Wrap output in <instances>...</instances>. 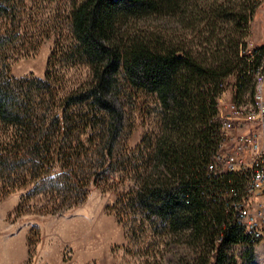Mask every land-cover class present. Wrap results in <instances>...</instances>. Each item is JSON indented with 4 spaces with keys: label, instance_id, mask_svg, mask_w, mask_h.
<instances>
[{
    "label": "rangeland",
    "instance_id": "rangeland-1",
    "mask_svg": "<svg viewBox=\"0 0 264 264\" xmlns=\"http://www.w3.org/2000/svg\"><path fill=\"white\" fill-rule=\"evenodd\" d=\"M0 1V75L4 70L14 79H43L53 51L68 50L73 44L69 14L73 3L80 0ZM248 2L180 0L178 10L133 21L128 27L131 31L181 34L195 47L201 43L197 50L207 47L214 51L218 40L228 46L229 41L242 37L234 17L245 14L250 15L245 39L262 45L264 0L257 1L252 10ZM202 11L211 12L208 23L201 21ZM6 26L11 28L9 33ZM208 37L211 42L202 43ZM54 63L60 70L59 83L51 87L54 91L38 90L39 85L28 83L31 111L39 124L47 125L59 96L90 78L88 65L73 54L64 61L56 57ZM233 80L234 75L224 82ZM262 88L264 96V82ZM110 95L121 117L120 131L113 143L107 144L104 126L110 116L96 105L83 104L82 118L69 133L72 166L66 173L64 191L55 188L63 174L57 162L60 156L55 160L54 155L49 156L42 163L48 172L40 177L35 171L29 174L24 163L14 165L10 178L1 174L0 264H196L201 249L178 240L168 222L155 217L142 222L133 211L122 209L124 198L136 189L142 173L127 172L121 162L135 153L132 162L144 171L137 160L138 148L146 139L145 146L153 149L154 139L162 132L165 110L154 94L126 84L117 85ZM5 132L0 125V136ZM47 136H52L50 142L57 139L56 132L48 131ZM149 162V166L153 164ZM211 256L210 263L219 264L215 254ZM220 256V264H264V241L252 247L229 245Z\"/></svg>",
    "mask_w": 264,
    "mask_h": 264
},
{
    "label": "trees",
    "instance_id": "trees-1",
    "mask_svg": "<svg viewBox=\"0 0 264 264\" xmlns=\"http://www.w3.org/2000/svg\"><path fill=\"white\" fill-rule=\"evenodd\" d=\"M248 1L252 10L259 0ZM179 2H74L69 14L73 44L68 50L53 51L43 79H14L2 70L0 125L6 132L0 136V179L1 174L10 178L14 165L23 163L29 167V174L35 171L36 177H40L46 172L42 163L48 161L49 156L54 155V160L60 156L57 162L63 174L58 176L61 179L56 181L55 188L64 191L66 173H70L68 167L72 166L68 158L69 133L82 118L79 113L83 111V104L96 105L110 116L104 131L108 134L107 144H112L121 128V117L110 95L114 88L126 84L154 94L165 110L162 132L154 139L152 150L149 151L151 145L145 146L146 139L138 148L137 160L141 161L143 172L139 164L132 162L135 153L121 162L127 172L142 173L136 189L124 198L122 209L133 211L142 222L151 217L168 222L178 240L183 239L189 246L201 249L196 264H211V254H215L220 264L221 251L227 246H254L242 237L228 201L229 193H236L234 200L240 198L243 181L230 175L209 176L207 172L217 147V125L210 120L217 112L220 85L234 75L233 82L245 88L251 86L248 73L253 64L240 55L250 15L234 17L242 37L229 41L228 46L218 40L214 51L207 47L197 50L201 43L195 47L191 44L193 41L187 42L181 34L131 31L128 27L133 21L178 10ZM2 4L0 1V17ZM200 15L205 23L212 17L210 11H202ZM10 29L6 26V33ZM203 42L209 43L211 38H204ZM72 54L88 65L90 78L59 96L52 118L47 125L46 122L39 124L37 115L31 111L28 83L39 85L38 90L54 91L51 87L59 83L60 71L54 59L58 57L64 61ZM48 131L57 133L55 141L50 142L52 136H47ZM111 150L107 152L109 157ZM151 160L153 164L149 166Z\"/></svg>",
    "mask_w": 264,
    "mask_h": 264
},
{
    "label": "built area",
    "instance_id": "built-area-1",
    "mask_svg": "<svg viewBox=\"0 0 264 264\" xmlns=\"http://www.w3.org/2000/svg\"><path fill=\"white\" fill-rule=\"evenodd\" d=\"M244 44L240 55L253 64L248 73L251 86L220 85L217 112L210 120L217 125V147L207 172L243 181L240 198L234 200L233 192L228 201L242 237L256 245L264 241V44L245 38Z\"/></svg>",
    "mask_w": 264,
    "mask_h": 264
}]
</instances>
